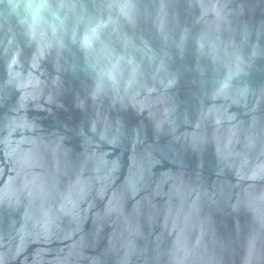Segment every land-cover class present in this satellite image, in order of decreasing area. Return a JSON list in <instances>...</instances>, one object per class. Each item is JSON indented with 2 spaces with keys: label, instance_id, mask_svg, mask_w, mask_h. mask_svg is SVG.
I'll use <instances>...</instances> for the list:
<instances>
[{
  "label": "water",
  "instance_id": "1",
  "mask_svg": "<svg viewBox=\"0 0 264 264\" xmlns=\"http://www.w3.org/2000/svg\"><path fill=\"white\" fill-rule=\"evenodd\" d=\"M0 264H264V0H0Z\"/></svg>",
  "mask_w": 264,
  "mask_h": 264
}]
</instances>
